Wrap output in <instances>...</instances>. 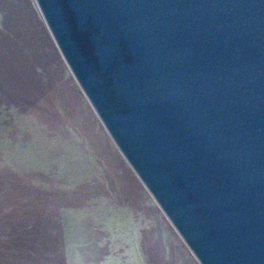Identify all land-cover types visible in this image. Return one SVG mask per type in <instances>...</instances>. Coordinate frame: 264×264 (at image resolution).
<instances>
[{"label":"water","instance_id":"1","mask_svg":"<svg viewBox=\"0 0 264 264\" xmlns=\"http://www.w3.org/2000/svg\"><path fill=\"white\" fill-rule=\"evenodd\" d=\"M33 1L197 263L264 264V0Z\"/></svg>","mask_w":264,"mask_h":264},{"label":"rangeland","instance_id":"2","mask_svg":"<svg viewBox=\"0 0 264 264\" xmlns=\"http://www.w3.org/2000/svg\"><path fill=\"white\" fill-rule=\"evenodd\" d=\"M0 264H198L113 145L33 0H0Z\"/></svg>","mask_w":264,"mask_h":264}]
</instances>
